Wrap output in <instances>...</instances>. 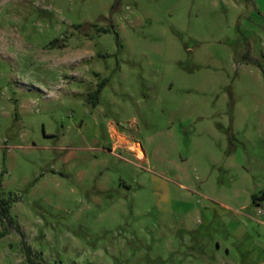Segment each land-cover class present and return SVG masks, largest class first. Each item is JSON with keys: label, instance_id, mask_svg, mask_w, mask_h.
<instances>
[{"label": "rangeland", "instance_id": "obj_1", "mask_svg": "<svg viewBox=\"0 0 264 264\" xmlns=\"http://www.w3.org/2000/svg\"><path fill=\"white\" fill-rule=\"evenodd\" d=\"M0 177V264H264V0H0Z\"/></svg>", "mask_w": 264, "mask_h": 264}, {"label": "trees", "instance_id": "obj_2", "mask_svg": "<svg viewBox=\"0 0 264 264\" xmlns=\"http://www.w3.org/2000/svg\"><path fill=\"white\" fill-rule=\"evenodd\" d=\"M103 83H104L103 81L98 83L97 88L95 90L96 94L99 93ZM94 103H96V102H94ZM257 195L255 194L253 196V200L257 197ZM11 203H12L11 196H8V195L6 196L3 192L2 180L0 177V223L4 224V230L0 232V235H4L5 233L9 232V230L11 228H15V229L20 231L19 225L14 221V218L10 212ZM23 246L26 250L25 251L26 262L28 264H41V262L39 260L34 259L33 255H32V249H31L30 245L26 243L25 240H23Z\"/></svg>", "mask_w": 264, "mask_h": 264}, {"label": "built area", "instance_id": "obj_3", "mask_svg": "<svg viewBox=\"0 0 264 264\" xmlns=\"http://www.w3.org/2000/svg\"><path fill=\"white\" fill-rule=\"evenodd\" d=\"M256 218L264 224V191L253 200Z\"/></svg>", "mask_w": 264, "mask_h": 264}, {"label": "crops", "instance_id": "obj_4", "mask_svg": "<svg viewBox=\"0 0 264 264\" xmlns=\"http://www.w3.org/2000/svg\"><path fill=\"white\" fill-rule=\"evenodd\" d=\"M119 144H121V143H119ZM122 145H126V147L129 149V150H131V148H130V146H128L127 144H122ZM136 147H138L139 149H142V155H144L145 154V151H144V149H143V147L142 146H140L139 144H137V145H135ZM134 146V147H135ZM135 153H137V151H134ZM141 155V154H140Z\"/></svg>", "mask_w": 264, "mask_h": 264}]
</instances>
